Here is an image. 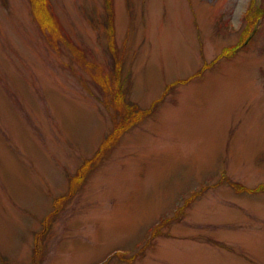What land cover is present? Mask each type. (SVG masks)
<instances>
[{"label": "rangeland", "instance_id": "obj_1", "mask_svg": "<svg viewBox=\"0 0 264 264\" xmlns=\"http://www.w3.org/2000/svg\"><path fill=\"white\" fill-rule=\"evenodd\" d=\"M104 2L0 0V264H264V16L233 53L250 0ZM115 77L163 99L72 190Z\"/></svg>", "mask_w": 264, "mask_h": 264}, {"label": "trees", "instance_id": "obj_2", "mask_svg": "<svg viewBox=\"0 0 264 264\" xmlns=\"http://www.w3.org/2000/svg\"><path fill=\"white\" fill-rule=\"evenodd\" d=\"M31 1V7H32V13L36 17L39 23L47 25L53 24V20L51 19L53 16L50 14L49 11L46 10L44 7L45 0H30ZM262 7L260 8H254L253 6V0H250L247 11L244 14L245 20L247 21L246 26L244 27V31L242 32L239 41L235 44L232 45L229 48H226L225 52H230L237 48L236 50L239 49V47L242 45L244 38L247 36L248 32L250 31V28L254 24L257 18H262L264 16V5H261ZM104 7L105 10L108 11V22H109V29L111 32H113L112 26H110L111 18H112V13H113V6L111 0H105L104 2ZM245 46V45H243ZM241 46V47H243ZM234 50L233 53L236 51ZM114 55V54H113ZM224 57V53H221L220 55H216V58L212 60L209 63H204L203 66H208L212 62H217L218 59ZM202 66V67H203ZM114 73L116 76H120V66L118 61L115 62L114 64ZM125 79V77H123ZM122 78V79H123ZM124 80H120L119 78L115 77V80L113 82L112 87L114 88V95L118 97V104H119V109L123 112L121 120L115 123L113 126V131L104 138L100 146L97 148L95 154L90 158L87 159L84 164H82L81 168L76 172L75 175H73L71 179V186L72 190L74 189L75 185H79L82 182V178L85 177V175L92 170L94 167H97L99 164L102 163L104 160V156L108 155L110 152V149L114 146L115 142L119 138V136L122 134L123 131L127 130L130 126L136 125L137 123H142L145 118L151 113L152 107L155 106V104L158 101H161L162 99L156 100L154 103L150 105V107L142 108L139 106L138 103L136 102H129V100L126 98V93L124 91ZM129 86V84H128ZM168 90V88L166 89ZM90 166V167H89ZM89 170L87 171V169ZM238 184V183H235ZM260 185L257 186L259 187L258 189H263L264 188V182L259 183ZM74 185V186H73ZM70 188H69V193H70ZM253 189V188H252ZM247 191V189H245ZM250 191H255L250 190ZM62 195H58L55 199V201H60ZM59 198V199H58ZM56 204V202H55ZM59 204L57 203L55 205V209L59 208ZM47 214L46 216H48ZM49 218H44L43 219V226L45 227L48 225L50 222L48 221ZM40 235V234H39ZM37 239V238H36Z\"/></svg>", "mask_w": 264, "mask_h": 264}]
</instances>
